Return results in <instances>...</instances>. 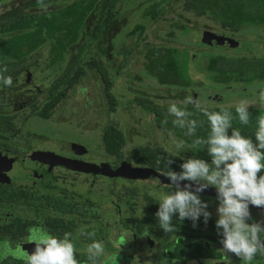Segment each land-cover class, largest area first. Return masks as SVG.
<instances>
[{
  "label": "trees",
  "instance_id": "1",
  "mask_svg": "<svg viewBox=\"0 0 264 264\" xmlns=\"http://www.w3.org/2000/svg\"><path fill=\"white\" fill-rule=\"evenodd\" d=\"M124 1L126 0H42V4H40L38 0H16V2L0 0V77L3 78L0 79V150L21 157L30 155L31 141L24 135L22 129L14 134L15 126L12 117H16L18 113L22 114L27 108L23 104L31 102L29 108L32 107V111L25 115L23 124L35 117L43 120L53 119V110L56 106L67 96L68 91L82 78L87 77L89 73L99 74V80L105 86V96L110 110H120L118 105L121 103L116 100L112 90L115 80L121 73H128V56L133 53V48L125 47L119 50L116 45L121 44L119 37L122 32L131 26L133 27L126 33V38L134 36L136 37L135 43L143 45L138 47L135 44L134 48H137L139 54L147 57V62L144 65L146 71L162 80L163 85H166L165 71L172 74L174 78H186V82H191V78L187 76L190 61L189 52H183L176 48L163 51L157 49L153 42L147 37L144 38L148 25L144 23L134 25L129 21L131 13L123 11L119 7V4ZM4 2L10 3L4 4ZM193 2L201 5L203 9L201 11L204 14L202 16H209V19L216 17L217 22L219 20L223 22L224 31L228 29L230 32H235L243 27H264V0H193ZM177 3L178 0H150V7L146 9L144 16L148 17L146 19H150L151 23L157 22L162 16L161 14L165 13L164 9L175 6ZM192 30L188 25H181V33L183 34H188ZM49 45L51 46L50 56L41 68L44 71H52V78L48 76L51 79L47 96L38 105L36 102L38 94L28 97L29 94L20 92L19 90L24 87L21 86L19 80L25 76L24 85L29 84L34 75L33 72L39 67V57L34 55ZM210 47V50L226 49L219 46ZM92 52H94V56L88 59ZM201 54L207 62L203 72L213 83L220 85L233 83L248 86L259 81L264 84V60H251L245 56H229L222 53L215 54L210 51ZM120 56H123V62L118 61ZM33 60L35 63H31ZM8 77L12 78L11 86H5L3 82ZM130 83L132 82L130 81ZM40 91H42L41 87L36 89V93ZM131 92L137 95L132 100L139 104L143 111L156 115L159 122L163 123L167 120V124L163 123V128L171 127L172 131L184 140L183 143L186 146L192 145L198 138L207 140L211 132L207 116H196L195 103H185L186 97L184 98L180 94L174 97L165 96L173 93L171 89L165 92L160 91L161 95L157 96L140 89H134ZM174 98L181 101L176 106L188 113L184 117L185 121H196L194 135H187V123L183 128L173 124L177 117L169 113L170 106L167 103L157 105V101L164 100L167 102L169 99L173 101ZM205 110L221 112L222 114L225 111L229 112L232 117V128L228 130V135L231 136L233 129H239L242 135L250 137L254 143L256 142L257 120L258 117L264 116L263 107L252 106V108H248L251 113V121L248 125L240 123L235 111L236 107H214L202 111ZM16 135L25 139V147L14 141ZM100 136L106 154L116 157L122 156L121 152L126 140L117 123L110 122L104 126ZM207 147L205 144L197 149L203 158L196 159L211 158L208 155ZM194 156L195 153H192L189 158H181L172 156L164 150L155 151L149 147L141 146L135 149L132 160L165 173L171 169L176 172L182 171L181 165L185 159L195 158ZM169 158L174 160L170 166L171 169L166 165ZM259 175H264V172ZM15 187L13 184L0 185V197L6 198V201L9 202H13L12 199L27 198L26 203L28 205L50 209L60 214H74L80 217H93L94 215L93 204L74 199L66 192L48 193L47 190L37 192L29 187ZM100 214L99 217H101ZM209 220L207 224L204 223V218H199L195 222L190 219L184 220L185 223L190 224V229H188L187 237L182 236L172 251L171 256L177 258L176 264H187L197 260L241 262L239 264H242V261L234 254L228 253L226 255L221 251L223 244H212L202 239V233L195 228L197 224L205 227L207 225L208 229L218 232L215 220ZM54 222L52 221V223ZM193 223H195V227H193ZM183 231L182 228H179L175 233L167 235L163 233V235L168 239L171 234L176 236L184 234ZM203 236L209 237L206 234ZM192 237L195 240H192ZM212 239L220 241L221 237L218 235ZM255 262L264 264V257L258 255L251 264Z\"/></svg>",
  "mask_w": 264,
  "mask_h": 264
},
{
  "label": "rangeland",
  "instance_id": "2",
  "mask_svg": "<svg viewBox=\"0 0 264 264\" xmlns=\"http://www.w3.org/2000/svg\"><path fill=\"white\" fill-rule=\"evenodd\" d=\"M149 1L126 0L119 4V7L123 11L131 13L129 21L134 25L137 23L148 25L144 38L147 37V39L153 42L157 49L163 51L169 48H176L183 52H189L190 61L187 76L191 78V82H186V78H174L172 74L165 71L164 79L166 85H163L162 80L146 71L144 65L147 62V57L139 54L137 48H134V45L137 44L135 43L136 37L131 36L126 38V33L133 27L131 26V28L125 29L122 32L119 37L121 44L116 45L119 50L125 47L133 48V53L128 56V73H121L115 80L112 90L116 100L121 103V105H118L120 110H110L105 96V86L99 80V74L89 73L87 77L82 78L78 84L70 89L67 96L56 106L53 110V119L44 122L42 121L43 119L35 117L34 120L29 119L23 124L25 115L32 111V107H27L22 114L18 113L16 117H12V122L15 126L13 130L14 134H17L18 130L22 129L24 135L31 141L32 152L53 153L63 158L69 157L67 159L70 160H73L70 155L72 154L75 155L74 157H78L74 161L96 166L100 169L106 166L113 169L112 167L119 165V161L104 152L105 146L100 133L104 126L110 122H114L118 124L125 135L124 157H128L136 147L147 146L156 151L164 150L172 156H179L181 158H189L192 153H195V158H203L197 149L186 146L183 143L184 140L177 136L171 127L163 128L164 124L157 120L156 115L143 111L142 107L132 100L137 96L131 92L134 89H140L153 96L161 95L160 91L165 92L169 89L173 93L165 96L174 97L180 94L184 98L186 97V99L188 96H191L193 101L198 100L200 103L199 107L196 104L194 106L196 116H204V111L202 110L206 108L237 107L243 100L248 101L249 108H252V106L264 108V105H261L259 95L264 90V84H261L259 81L248 86L233 83L229 85L213 83L208 79L206 73L203 72L207 62L206 59L202 58L201 54L202 52L210 51L215 54L245 56L251 60H264V27H243L235 32H230L228 29L224 31L222 28L224 23L220 20L218 21L220 23H218L216 17L209 19V16H202L204 14L201 11L203 10L201 5L193 2V0H178L175 6L164 9L165 13L161 14L162 16H160L159 21L151 23L150 19H146L148 17L144 16L146 9L150 7ZM11 2H16V0H11ZM7 3L10 2H4V4ZM182 24L190 26L193 30L188 34L181 33ZM207 32L231 37L240 45L233 49L224 48L225 50H223L216 48L215 50H210L211 47L208 46L206 39ZM137 45L138 47L143 46L140 43ZM50 47V45L44 47L34 55L39 57V67L33 72L34 75L29 84L24 85L25 76L19 80L21 86L24 87L19 91L26 95H37L36 89L41 87L43 92L40 91L37 97L36 102L38 105L46 98L47 89L50 86L49 82L52 78V71H44L41 68L46 64V59L50 56ZM91 56H94V52L89 55L88 59ZM123 60V56L118 58L119 62H123ZM31 63H35L34 60ZM48 76L51 78H48ZM180 102L174 98L173 101L170 99L167 102L164 100L157 101V105L167 103L168 106H171L172 104L177 105ZM52 127L56 130L55 133L51 131ZM66 129L71 130L75 134L74 138H67L58 133ZM15 137L14 141L20 144V146L25 147V139L17 135ZM70 144L80 147L76 148L75 154L72 152ZM3 158L7 163L8 169L0 174H3L10 180L23 182V184L27 185H31L32 181H36L37 188L43 191L47 190L50 193L66 192L74 196H89L94 201L102 202L109 210V213H107L106 217L103 213V219L98 223L93 222L92 224H96L105 230V234L102 235L104 241L101 242L104 246V255H111L114 252L121 253V251L116 250V247H114L117 225L123 226L126 224L130 229H134L136 222L146 213L144 201L147 195L161 200L167 193L172 191L165 184L157 182L150 177L143 179L121 176L108 177L106 175L73 170L61 165H53L40 161H29L28 159L17 161L16 158L7 155L3 156ZM205 161L209 165L212 164V158H208ZM34 169H36L37 173H41L42 176L33 177L32 171ZM200 197L202 202L208 204L206 211L211 213L210 219H214L217 222L220 218L217 211L219 200L217 198ZM250 210L252 219L246 221L247 223L251 224L264 220V213L261 214L255 210ZM4 211L10 210L4 209ZM111 212H120L123 214V218L117 219L118 221L114 222L113 217L115 216ZM64 218L66 220L74 219L72 217ZM75 221L78 222L76 219ZM79 224L86 226V224L81 222ZM216 229L218 231L217 234L219 233L222 236L224 229L222 227H216ZM127 238L128 243L131 244L127 246L129 255L138 257V260L145 261L143 264H146L147 261H151V264L170 263L163 257V253L167 247L159 244V241L153 237V242L156 245L151 250H146L144 246H141L145 245L146 247L145 240L142 243H135L130 236H127ZM261 238L264 239V237ZM141 239H145V236L141 235ZM211 243L221 245V241ZM169 245L172 244H168V249H173ZM143 251H147L148 255L145 256ZM103 254L100 255L101 264H105L107 261L111 262L114 258L104 256ZM115 262L111 264H117ZM239 263L241 262L195 261L193 264ZM252 264L262 263L255 262Z\"/></svg>",
  "mask_w": 264,
  "mask_h": 264
},
{
  "label": "clouds",
  "instance_id": "3",
  "mask_svg": "<svg viewBox=\"0 0 264 264\" xmlns=\"http://www.w3.org/2000/svg\"><path fill=\"white\" fill-rule=\"evenodd\" d=\"M38 2L42 4V0ZM3 82L5 86H11L12 78L8 77ZM259 95L261 105H264V90ZM185 103H195L197 107L200 105L199 101H193L191 96H188ZM249 107L246 100L241 101L236 107L235 111L243 125H248L251 121ZM169 113L177 117L173 121L174 125L183 128L187 123V135L195 134L196 121L186 122L184 119L188 113L175 104L169 107ZM204 115L210 123L211 132L207 140L198 138L190 147L199 149L201 145L206 144L212 164L209 165L202 159H185L181 165L182 171L176 172L170 167L174 160L167 159L166 165L171 170L163 175L171 181L166 186L172 191L158 202L159 210L155 216L158 218L159 227L166 235L177 231L172 226L173 216L177 214L180 222L185 219L195 222L203 216L207 223L211 213L206 211L208 204L202 202L199 193L209 187L215 188L219 193L217 211L220 217L216 224L217 228L224 229L225 237L221 241L223 244L221 251L226 255L234 254L242 264H251L258 255L264 257V239L261 238L264 237V220L251 224L246 222L252 219L250 205L264 209V175H259L264 172V116L258 117L254 143L250 137L242 135L239 129H233L231 136L228 135V130L232 128V117L229 112L225 111L222 114L205 110ZM163 123L167 124V120ZM180 181L190 183L182 188ZM71 235L65 233L63 239L50 234L33 237L34 251L23 253L25 264H79L74 244L70 239ZM92 235L94 236L95 232ZM88 253V259L92 264H96L95 258L104 253L103 244L99 241L93 242L88 245ZM146 264H151V261H147Z\"/></svg>",
  "mask_w": 264,
  "mask_h": 264
},
{
  "label": "flooded vegetation",
  "instance_id": "4",
  "mask_svg": "<svg viewBox=\"0 0 264 264\" xmlns=\"http://www.w3.org/2000/svg\"><path fill=\"white\" fill-rule=\"evenodd\" d=\"M39 93L37 94L39 95ZM30 96L31 95H28V97ZM27 103L28 104L26 103L23 104V106H27L29 108L31 105L30 104L31 102H27ZM32 119L34 120L35 118H32ZM42 121L45 122L46 120H42ZM53 129L51 131H54L53 133H55L56 130L55 129L53 130ZM58 133L67 138H74L75 136V134L69 129L61 130ZM73 146L74 145L70 144V148L72 152L75 154L76 149ZM123 148L121 152V155H122L121 157L109 155L113 157L115 160L119 161L118 163L119 165H115L114 167H112L114 170L118 169L120 165H124L128 167V170L130 171H133L135 169H152L161 174L164 173L162 171L154 169L153 167L141 165L133 161L132 154L134 153L135 149L138 147H136L129 154L128 157L123 156L124 154ZM0 152L2 156L7 155L9 157L16 158L17 161L18 160L22 161V159H25L27 156H29L27 155L25 157H21V156H18L17 154L15 155L10 154L2 150H0ZM32 153L34 152L31 151L30 155ZM70 155L72 156L71 159L73 160L78 158V157H74L75 155H72V154ZM32 176L41 177L42 174L37 173L36 169H34L32 171ZM150 178L155 179V181L157 182L159 181V179H157L156 177L150 176ZM1 179L3 180H0V185L13 184L14 186H16L15 188H19V186H24V187L31 188L33 191H37V192H39L40 190L43 191L42 189L37 188L36 181H32L31 185L30 184L27 185V184H23V182H16L8 178H1ZM71 197L81 202L93 204V207H92L94 211L93 217H83V216L80 217L74 214H67V213L60 214L57 212H53L50 209H43V208L36 207L35 205H28L26 203L28 200L27 198H22V199L18 198L17 200L12 199L13 202H9V201H6V198L0 197V264H25V257L23 253L25 251L29 253L34 251L35 245L32 240L33 237H36L38 235L42 236V235L50 234L60 239H63L65 233L72 234L70 239L74 244V247L76 250L75 256H76V259L79 261V264H92V261L88 259L89 257L88 245L92 244L95 241L103 242L104 237L102 235L105 234L104 233L105 230L103 228L98 227L96 224H92V223L93 222L98 223L99 221H101L103 219V213L105 214V217H106L107 213H109V210L106 208L105 205H103L102 202L94 201L89 196L71 195ZM208 198H212V197H208ZM159 201H160L159 199H155L154 197H151L148 195L145 197L144 205L146 206L145 207L146 213H144V216L141 217L136 222L134 229H130V227H127L126 224H124L123 226H120V224L117 225L116 241L114 243L115 244L114 247H116V250L121 251V253L114 252V253H111V255L103 254L104 256H107V257L109 256H111V258L114 257L111 262L107 261L105 264H111L115 261L117 262V264H134V261H135V264L145 263V261H141L140 259L137 260L138 257L129 255V249L127 248V246L131 244L128 243L127 236H130V238H132V240L135 243H142V241L145 240L146 247L145 245H141V244L139 245H141L142 247L144 246L146 250L147 249L151 250L154 247V245H156L153 242V239H152L153 237L155 240L159 241V244L165 245L167 247L163 253V257L164 259L168 260V262H170L168 264H172V263L176 264L177 258H174L171 256L172 251L174 250L176 244H178V240L182 236L185 238L187 237L188 231H189L188 229H190L189 228L190 224L188 225V223H185V221L180 222L178 220V217L173 216L172 226L175 227L176 229L182 228V230H184L183 231L184 234H180L179 236L171 234V236L167 239L163 235L164 231L159 227L158 218L155 216L156 212H158L159 210V204H158ZM4 209H9L10 211H4ZM99 214L101 215V217H99ZM111 214L115 216L113 217L114 222H117L118 221L117 219L123 218L122 217L123 214H121L120 212H116V213L111 212ZM64 217H72L74 219L66 220ZM201 218H204V217L200 216V219ZM75 219L78 220V222H76ZM210 220L214 221V219H210ZM52 221H55L54 223L56 224L52 223ZM79 222L86 224V226H82V224H79ZM195 228L199 232L202 233V239L208 242L216 243L217 241L213 240L212 238H214L215 236L218 237V235L219 237H221L220 241H223L225 239L224 235L220 236V234L219 233L217 234V232L213 231V229H210V228L208 229L207 225L205 227V226H202L201 224H197ZM93 232H95L94 236L92 235ZM205 234L209 235V237L203 236ZM141 235L145 236V239H141ZM200 238H201V235H200ZM192 240H195V238L192 237ZM168 244H172V245H169V247H173V249L171 250L168 249ZM143 254L145 256L148 255L147 251H143ZM95 260H96V264H101L100 255L96 257ZM197 261L204 262L205 260H197ZM194 262L195 261L189 262L187 264H193Z\"/></svg>",
  "mask_w": 264,
  "mask_h": 264
},
{
  "label": "water",
  "instance_id": "5",
  "mask_svg": "<svg viewBox=\"0 0 264 264\" xmlns=\"http://www.w3.org/2000/svg\"><path fill=\"white\" fill-rule=\"evenodd\" d=\"M207 44L208 46H219L224 48H236L239 46V43L227 36H221L217 35L215 33H207L206 34ZM29 81V79H28ZM73 147L80 148L77 145H74ZM83 148V147H81ZM79 151V150H78ZM25 159L28 160H34V161H40L44 163H50L53 165H61L73 170L83 171V172H89V173H96L101 175H106L108 177H127V178H148L150 176L156 177L159 179V181L163 184H170L171 181L167 180L163 174L152 170V169H135L133 171L128 170V167L122 165L118 169H111V167L106 166L103 167V169L97 168L96 166H92L86 163H82L79 161L70 160L67 158H63L60 156H57L53 153H44V152H35L31 155L27 156ZM6 162L4 161L3 156L0 154V173L6 171L8 168L6 166ZM96 167V168H95ZM0 178H7L3 174H0ZM3 180V179H0ZM180 186L183 188L185 185L190 183L189 181H180ZM196 185H193V189H195ZM200 196L204 197H212L217 198L219 196L218 190L212 187L206 188L203 192L199 193ZM250 209H253L255 211L264 213V209H258L254 206L250 205Z\"/></svg>",
  "mask_w": 264,
  "mask_h": 264
}]
</instances>
